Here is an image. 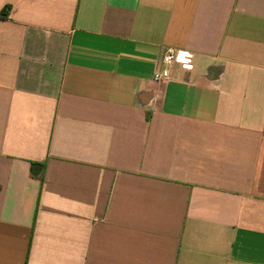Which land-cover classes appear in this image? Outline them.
Masks as SVG:
<instances>
[{"label":"crops","instance_id":"1","mask_svg":"<svg viewBox=\"0 0 264 264\" xmlns=\"http://www.w3.org/2000/svg\"><path fill=\"white\" fill-rule=\"evenodd\" d=\"M0 264H264V0H0Z\"/></svg>","mask_w":264,"mask_h":264},{"label":"built area","instance_id":"2","mask_svg":"<svg viewBox=\"0 0 264 264\" xmlns=\"http://www.w3.org/2000/svg\"><path fill=\"white\" fill-rule=\"evenodd\" d=\"M195 55L184 49L165 47L162 57V67L155 71L154 80L166 82L171 79V69L174 65H180L184 69L194 68Z\"/></svg>","mask_w":264,"mask_h":264}]
</instances>
